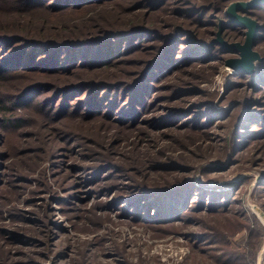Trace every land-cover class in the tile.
Instances as JSON below:
<instances>
[{
	"label": "trees",
	"instance_id": "16d2710c",
	"mask_svg": "<svg viewBox=\"0 0 264 264\" xmlns=\"http://www.w3.org/2000/svg\"><path fill=\"white\" fill-rule=\"evenodd\" d=\"M226 2L184 0L183 7L176 13L181 21L194 24V29L186 31L188 26L180 24L163 33L157 25L147 23L146 16L166 8L170 0H0V128H24L32 126L27 125L31 121L38 122V132L30 134L34 142L29 141L24 147L33 150L34 154L26 157L31 163L26 162L19 168L10 166L12 173L22 177L34 172L43 159L35 156V152L49 158L54 152L50 145L57 142L58 137L83 140L90 144L89 148H94L88 150L93 155L92 160H88L95 171L111 170L97 181L105 182L102 189L118 196L114 199L117 208L120 204L127 206L123 213L131 220L145 219L174 226L183 214L187 217L201 212L216 213L221 216L218 221L202 225L203 232L188 236L190 261L196 264H255L264 235L263 225L254 216H248L237 201L229 206L230 191L197 185L195 178L190 176L193 168L185 161L181 150L194 145L205 134L210 136V127H226V135L222 138L229 155L226 166H230L245 143L254 141L264 147V116L257 118L254 112L235 117L236 113L229 109L225 123L218 125V113L211 108L213 112L204 113L206 104L175 105L177 101H186L184 96L189 89L183 87L186 85L172 84L163 88L172 92L167 99L174 105L167 110L160 107V113L153 120L156 125L152 127L180 136L171 140L177 143L173 145L177 152L167 149L172 145H163L156 151L148 146L144 150L138 145L135 149L128 148L118 133L99 134V127L89 135L90 131H78L62 121L77 114L88 120L98 117L114 128H139L136 135L141 136L145 144L155 140L142 124L149 123L145 116L154 111L157 98L151 102L147 98L157 92L156 82L181 67H199L205 62L222 59L225 51L219 46L208 45L204 37L209 26L215 24L214 17L220 19L225 32L227 29L241 31L226 18ZM244 13L253 11L245 10ZM259 32L260 39L264 37V25ZM178 50L184 54L181 60L172 55ZM140 54L149 57L137 58ZM126 65L134 69L128 71ZM237 76L245 75L238 73ZM12 77H16L15 84H10ZM253 80L251 86L264 90V65L258 66ZM231 83L235 82L228 81V86ZM27 94L30 96L26 97ZM34 94H43L42 102L55 96L57 108L50 112L45 102L47 108L42 112L41 105L35 113L36 120L29 121L31 108L23 105L22 100L33 98ZM55 122L60 124L53 126ZM47 132L54 137L49 143L46 141L49 137L44 139ZM192 136L195 138L191 139ZM227 161L224 159L225 163ZM201 163L197 169L205 175L223 170L218 166L201 167ZM22 191L18 190L17 195ZM244 229L245 235L232 247V237ZM12 256V252L1 251L0 261L14 264Z\"/></svg>",
	"mask_w": 264,
	"mask_h": 264
},
{
	"label": "rangeland",
	"instance_id": "374dc122",
	"mask_svg": "<svg viewBox=\"0 0 264 264\" xmlns=\"http://www.w3.org/2000/svg\"><path fill=\"white\" fill-rule=\"evenodd\" d=\"M183 1L170 0V3L165 5L166 8L149 13L146 16L147 23L157 25L163 33L168 32L172 26L180 24L181 27L188 26L186 31L193 30L195 25L181 21L176 13L183 7ZM237 1L250 0H227L225 11L231 3ZM263 2L264 0H259L252 7L247 8L246 10L253 11L251 14L241 10L236 11L253 19L260 26L258 33L264 25V7H261ZM226 18L228 19L227 16ZM214 21L215 24L209 26V31L204 37L206 36L208 45L219 46L225 51L221 56L222 59L205 62L199 67H181L182 69H178L171 76L156 82L157 92H152L147 98L149 102L155 97L157 100L154 103V111H150L148 116H145L150 120L149 123L142 125L151 131L150 136L152 135L156 141L152 140L145 144L141 142V136L139 138L136 135L139 128L133 130L123 127L114 128L108 125V121L98 117L88 120L77 114L71 119L64 118L62 121L78 131L84 133L90 131L89 135H93V130L99 127V134L106 132L112 136L111 134L118 133L119 137H123V145L132 149L138 145L139 149L144 150L148 146L156 151L163 145H172L167 149L177 152L178 150L173 146L177 143H171V140H176L180 136L158 131L155 130L156 127H152V124L156 125L153 120L157 117V113H160V107L167 110L168 106L174 105V102L167 99L168 94L171 95L172 92L163 88L172 84L186 85L183 87L189 89V93L184 96L186 101H177L175 105L182 104L181 107H187L199 103L206 104L204 113L213 111L218 113L216 115L219 119L216 120L219 121L218 125L225 123L229 109L236 113L235 117L247 113L254 114V112H257L255 117H263L264 90L255 89L250 84L254 82L253 77L258 73V66L264 65V37L261 36L259 39L260 35H257L252 50L258 53L259 59L254 61L252 72L244 73L228 64L229 61L237 60L241 56L239 51L226 49L217 40V32L222 26L219 18L214 17ZM240 28V32L232 29H227L225 32V29L221 28L219 38L229 44H243L246 28ZM182 53L179 50L175 51L172 54L173 58L183 59ZM147 57L149 56L140 54L137 58L147 59ZM126 67L128 71L134 69L129 65ZM238 73H243L245 76L238 77ZM14 78L16 77L11 78L10 84L16 83L13 81ZM228 81L235 83L228 86ZM28 96L30 94L26 95ZM43 96V94H34L33 98L22 100L23 105L31 108V118L26 116L29 121L36 120L35 113L41 105L42 112L47 107L50 112L57 108L54 105L55 96L52 95L50 101L42 102ZM45 102L47 107L43 104ZM22 108L25 109V106ZM210 108L213 111H210ZM190 111L194 110L190 109ZM37 124L38 122L31 121L27 125L32 126L24 128H8V130L0 128V252H12L14 264H196V261H190L192 253L189 237L191 234L197 235L203 232L202 225L218 221L221 216L204 212L188 216L186 214L187 217L183 214V217L173 224L174 226L145 219L131 220L123 213V209L127 206L120 204L117 208L114 199L118 196L103 190L105 182L97 181L111 170H106L104 173L95 171V166L90 163L93 155L88 152L94 148H89L90 144L82 142L83 140L58 137L57 142H52L50 145L54 148L52 156L45 159L36 151L35 156L43 157L38 162L37 169L27 175L23 174L22 177L15 176L10 166L19 168L24 167L26 162L31 163L26 157L32 154L33 150L24 147L25 143L34 142V137L30 134L33 133L31 131L38 132ZM59 124L55 122L53 126ZM250 125L248 124V127ZM208 130L211 132L210 136L205 134L194 145L181 150L183 158L193 168L190 176L195 178L197 185L215 191H230L229 206L237 201L248 216H254L264 227V147L249 141L242 147L240 154L235 158V163L226 166L229 163L227 161L229 155L224 148L225 140L223 141L222 137L226 135L227 128L212 126ZM47 134L44 139L49 137L46 140L49 143V139L53 140L54 137L50 136L49 132ZM186 137L190 138L188 135ZM193 138L195 136L191 137ZM155 143H158L157 146L151 148L150 145ZM35 156L33 157L36 158ZM222 157L223 159L219 160ZM200 163L201 167L218 166L223 170L205 175L197 169ZM18 190H23L20 195H17ZM245 233L244 229L232 237V247H235V241ZM262 247H264V235L255 264ZM182 248L185 254L179 252ZM1 261L3 264L6 262L3 259Z\"/></svg>",
	"mask_w": 264,
	"mask_h": 264
},
{
	"label": "water",
	"instance_id": "95a60500",
	"mask_svg": "<svg viewBox=\"0 0 264 264\" xmlns=\"http://www.w3.org/2000/svg\"><path fill=\"white\" fill-rule=\"evenodd\" d=\"M259 0H250L247 2L237 1L231 3L226 11L225 14L228 17L230 23H233L237 26L246 28L245 31V40L243 44L239 43H226L222 39L219 38V34L221 32V28L217 32L218 41H220L226 49L236 50L240 53V58L234 61H229L228 64L231 65L233 68L240 70L244 73H250L253 69L254 61L259 59V55L257 52L252 50V47L256 43V38L258 35V30L260 26L250 17L246 15H240L236 13L237 10L245 11L247 8L252 7L256 4Z\"/></svg>",
	"mask_w": 264,
	"mask_h": 264
},
{
	"label": "crops",
	"instance_id": "0c3cea01",
	"mask_svg": "<svg viewBox=\"0 0 264 264\" xmlns=\"http://www.w3.org/2000/svg\"><path fill=\"white\" fill-rule=\"evenodd\" d=\"M256 264H264V247L259 251Z\"/></svg>",
	"mask_w": 264,
	"mask_h": 264
},
{
	"label": "built area",
	"instance_id": "2783aa9c",
	"mask_svg": "<svg viewBox=\"0 0 264 264\" xmlns=\"http://www.w3.org/2000/svg\"><path fill=\"white\" fill-rule=\"evenodd\" d=\"M179 252H180L181 254H185V250H183V248L180 249Z\"/></svg>",
	"mask_w": 264,
	"mask_h": 264
}]
</instances>
